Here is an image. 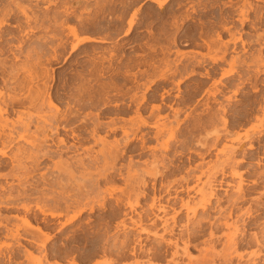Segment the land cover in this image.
I'll return each mask as SVG.
<instances>
[{"label": "rangeland", "instance_id": "374dc122", "mask_svg": "<svg viewBox=\"0 0 264 264\" xmlns=\"http://www.w3.org/2000/svg\"><path fill=\"white\" fill-rule=\"evenodd\" d=\"M1 1L4 2H0L2 5L0 8L5 5L2 3L12 2V0ZM18 2L16 0L11 6L13 17L8 21V23L10 22L9 26L5 25L6 27L3 26L0 29V48L1 51H5L4 54L6 53L5 56L0 55V59L5 58V64L8 66L13 62L12 65H16L13 66L14 72L12 69L8 72L7 69L11 65L7 68V65H2L0 61V92H5L3 97L10 96L16 100L18 98L23 99L22 96L24 98L28 96L30 99L26 98V100L32 99L34 103L31 105L26 101L28 104L24 107L14 108V110L17 109L16 112L14 110L10 112L11 109L7 113L2 112V118L11 126L9 127L11 133L12 129L14 130L15 136L13 133L12 136L16 140L12 146L0 142V151L5 150L9 155L8 157L0 155V161L3 160L2 162L5 163V167L0 170V175H3L0 178V195L11 193L15 196L22 188L20 191L27 190L28 196L26 200L18 201V204L13 202V205L6 203L2 205L0 203V225H2L0 227V264H40L39 262H43L41 264H78L79 262V264H104L105 258L101 254L99 257H92L93 259H91L90 255L87 256L89 254L87 252L91 250L94 242L102 244V246L108 242L114 243L116 237L122 240L124 234L130 231L125 232L116 229L117 223L123 219V214L130 212V204L135 199L134 196L129 197L127 194L129 190L127 180H131L130 175L133 177L138 171V174L141 175V171L148 166L150 167L155 162L153 160H157L156 158H159L158 160L165 159V162L163 161L165 165H170L171 161H175L176 164L173 163V166H169L166 170H164L163 165H160L161 163L158 164L157 168L165 172L163 176L157 178L158 188L161 185L167 187L170 184L181 189L180 184L183 183V187L190 188L191 191L189 194L183 192L181 196L190 200L192 211L201 212L196 205L200 200L198 191L207 181L208 176H202L201 181H197L195 176L200 175L201 171L214 173L221 169L225 165V159L231 150L238 146L240 140H244L249 135H254L255 139L252 141L257 149L250 151L249 144H246L247 150L245 151L259 152L260 155L263 154L264 156V136H258L257 133L264 130V0H26L19 4L21 7L27 8L29 21L19 14ZM244 18L247 19L245 23L242 21ZM73 27L77 29L79 37L88 36L105 39L106 42L104 44L86 42L77 45L78 38L73 36L70 31ZM22 41L25 45L21 43ZM19 44L20 47L23 45L25 48L22 46L23 49L21 50ZM3 47L5 49L2 50ZM10 48L15 49L14 52ZM222 56L225 57L223 61H212L213 57L220 58ZM178 59L182 61L179 63L177 62ZM198 61L202 64L199 63L200 65H198ZM1 67L4 69L3 74L8 73L7 76L5 74L4 77ZM171 69L172 71L178 69L179 72H177L176 77L160 79L162 74H169ZM10 72L12 73L10 74ZM10 75L11 77H9ZM1 77L13 79L9 80L10 83ZM42 79L44 80L42 81ZM4 81L8 82L6 83L9 85L8 87L5 83L3 84ZM45 81H48L46 82L47 86ZM178 82H180L179 87H177ZM10 84H13V87ZM149 86L150 89L146 90ZM9 87L12 91L8 89ZM18 87H21L19 88L21 90H17ZM44 87L46 88L43 90ZM31 88L33 90L35 88V90L32 92ZM39 90L40 95L38 96ZM48 91L51 96L53 94L52 98L55 97L53 99L55 106L48 107L45 105H49V101L45 102L46 99L43 97L44 95L47 96ZM30 92L33 94L31 93V95ZM90 94L91 96H89ZM143 95L147 98L146 104L144 102L145 109L142 111L143 116L138 117L136 113L137 102H132V98L135 97L139 101ZM90 97L92 100L89 99ZM112 103H118L119 107H114ZM0 104L2 105L1 100ZM153 104L162 106L161 110L155 111L154 115L151 114ZM205 104L213 107L212 110L215 114L211 113L216 119L215 121L213 119V125H210L211 122L207 121V116L210 114H203L202 119H205L203 122L207 130H197L194 128L196 125L194 124L196 118L194 116L196 114L202 115ZM128 106L130 109L126 110ZM171 106L176 110L182 109L178 116H173L175 110L171 109ZM221 106L227 110L225 115L223 110H220L223 109ZM1 107L4 108V104ZM70 107L79 110L78 112L81 111L82 113H79L81 118L87 113H94L93 115L100 117L99 121L103 122L104 126H107L110 118L116 117L115 114L110 115L109 113L112 111L115 113L118 109L126 111L120 116V125H125L129 130L141 126L143 120L151 124L141 128L143 132L138 134L135 143L133 142L130 146L129 150L137 147L135 153L125 154V157L116 163V169L119 171L121 168L122 176L114 174L116 179L109 181L99 175L104 171V167L111 165L110 160L106 159L109 147L113 146L116 140L122 142L124 138L122 131L111 133L106 127L96 135L97 139L98 137L103 139L106 144L101 141L96 142L94 138L84 142L74 140L77 149L74 148L73 152H68L69 154H63V158L60 157V151L54 147V143L49 141L45 145L46 148L48 145L50 150L55 152L58 150L59 153L54 154L52 160H40V167L34 171L35 161L30 157L35 156V152L32 154V146L28 142L32 143L33 137L36 138V133H42L38 128L43 126V123H47L54 113L58 110L67 113ZM48 108H51V111ZM189 115L191 116L188 117ZM223 117L227 120L225 123L223 119L227 128L222 125ZM45 120L47 121L45 122ZM178 122H181L180 127H178ZM25 125L28 127L25 128ZM76 125L79 126L80 123ZM15 128L18 129L15 130ZM24 129L29 132L25 133ZM159 129L163 131V134L156 139L155 134ZM194 129L195 132H193ZM214 129H217L218 132L216 133ZM223 129L229 131L231 135L228 137L226 132L224 134ZM18 132L19 134H17ZM42 134H39L41 140L43 139ZM142 134L145 136L143 149L140 139L138 141ZM215 135H218L220 139L215 140L217 137ZM39 136L37 135V139ZM62 136H65L68 146L74 143L70 132H61L56 140L59 137L63 138ZM84 136L86 137V134ZM26 137L31 138V141H28ZM112 143L113 145H111ZM51 144L55 150L51 149ZM27 145L31 147L29 146V148ZM19 148L22 149V152L18 150ZM23 149L26 150L23 151ZM240 156L239 154L236 157L237 161L242 157ZM80 158L82 161L84 160L81 164L85 168L83 169L81 164L82 168H74L73 171L77 170V172L74 171V175L77 173L74 179L71 178L74 175L67 176L63 170H59L62 168L59 166L62 162L60 160L65 163L69 161L70 166L73 163V168L78 167V159ZM56 162L58 165H55ZM147 163H149L148 166ZM65 168L67 169V167ZM246 169H250V173L245 175L246 187L253 188L254 191L249 194L248 202L241 203L239 206L243 212H246L251 206L253 214L255 213L254 215L257 216L259 213L255 209L257 202L255 199L258 200L257 197L264 194V184L255 186L252 181L257 179L255 175L258 172L259 174L261 171L264 172V163L259 166L256 161L248 162L239 168L240 173ZM256 172L257 174H255ZM4 173L7 174L4 175ZM42 174H45L44 177L46 178ZM56 174L59 176L58 179ZM142 175L141 178H144ZM65 176L67 179L70 177L69 179L75 182L71 185L69 184L70 181L66 180L65 184ZM217 177L218 180L222 178L220 174H217ZM183 178H188L189 182L186 183ZM237 178H226L229 183L232 182L231 187H227L229 194L234 192L239 181ZM145 179L150 182L154 181L151 177H145ZM176 180L179 184H176ZM59 181L63 183L61 184ZM64 186H69V191H66L67 188ZM81 189L84 190L81 191ZM225 190L217 188L218 195L212 200L213 204L211 203L212 205L208 210L211 214L214 213L212 215L219 213V206L216 202L220 199L219 197L224 200L221 202L222 211L228 210L230 204L224 196ZM148 191L152 192L151 188H148ZM164 191L165 189L160 188L158 194H164ZM62 192L65 198L62 197ZM68 195L69 197L74 195L73 201L81 197L77 199L78 204L74 205L70 211L65 210L66 203H64ZM97 197L100 198L101 202H106L107 207L105 209L98 206L99 199ZM57 199H64V202L62 201L60 204L61 201L58 200L57 203L59 204H57ZM69 201L72 203V200ZM22 202L30 204L31 210L26 211L20 208L23 206ZM149 202V197L142 201L147 205ZM89 204L94 205L95 211L90 213L87 208L84 214L77 218L78 220L69 221V218L75 214L74 212L84 208V206L89 207ZM37 205L47 208L49 212L55 211L54 214L60 213L57 217L50 214H39ZM142 210L143 208H137V212ZM67 212H69L68 215ZM260 218L264 219V214ZM25 219L29 222H24ZM244 219H247V216ZM104 221L106 224H110V226L108 225L109 229L107 226L105 227ZM262 225L259 224L249 231L252 235L256 232V234H260V231L262 234ZM242 226L243 224L240 223V229ZM30 227L31 229H29ZM40 227L42 234L47 233L51 237L47 241L48 243L46 242L45 248L34 245V242L28 239L29 235L26 236L32 229L37 230ZM17 230L18 232H16ZM223 230L219 235L225 241L223 235L227 234L229 230ZM16 233L20 234L18 240L17 237L12 236ZM259 234L260 237L263 235ZM108 239L110 241L105 242ZM224 241H221L222 244L218 242L217 250L222 249ZM203 246L205 245L199 244L197 248L191 249L192 260L195 258V261L196 257L197 259L200 258V249L204 250L206 247ZM70 248H72L71 251H68ZM254 249L249 248L247 252L249 253ZM26 250L31 253L30 256ZM11 255L12 258L9 257ZM183 258L180 257L173 263L167 260L153 261L152 263V260L148 259L137 261L129 258L113 264H175L178 262V264H187L189 258ZM218 262L220 264V261Z\"/></svg>", "mask_w": 264, "mask_h": 264}, {"label": "bare ground", "instance_id": "6f19581e", "mask_svg": "<svg viewBox=\"0 0 264 264\" xmlns=\"http://www.w3.org/2000/svg\"><path fill=\"white\" fill-rule=\"evenodd\" d=\"M7 1V0H6ZM5 1V2H6ZM16 0H12V2H6V3H2V4H5L3 5L2 8H0V29L3 28V26L7 25L9 26L10 22L8 23V21L10 19H12L13 17V9L11 8V6H13V3L15 2ZM19 1L17 3V9L19 11V14L23 15V17L26 18L27 21H29V16H28V13H27V8L25 7H21L20 6V2H24L26 0H17ZM0 2H4V1H1ZM37 4V3H36ZM39 4V3H38ZM2 6V5H0ZM68 16H69V13H68ZM24 19V18H23ZM134 21V20H133ZM243 23H245V21H247V19H243L242 20ZM131 25H132V22H131ZM20 26V25H19ZM6 27V26H5ZM25 31V29H23ZM71 33L73 34V36H75L76 38H78V43L77 45H80V44H84L86 42H99V43H105L106 40L105 39H96L94 37H79V33L77 32V29L75 27L71 28L70 29ZM23 32V31H22ZM24 33V32H23ZM26 33V32H25ZM28 34V33H27ZM1 37V36H0ZM3 37V36H2ZM23 37V36H22ZM21 39V38H20ZM23 39V38H22ZM24 40V39H23ZM26 41V40H25ZM8 42V41H7ZM3 43V42H2ZM12 43V42H11ZM20 43V41H19ZM23 43V41L21 42ZM10 44V43H9ZM43 44V43H41ZM23 45H25L23 43ZM20 47V44H19V47L20 49L22 50V46ZM12 46V45H11ZM10 46V47H11ZM18 46V45H17ZM1 47V46H0ZM12 47H15V46H12ZM19 47H16V48H19ZM25 48V46H23ZM5 49L4 47L2 48V50ZM11 49V48H10ZM8 49V50H10ZM57 49V48H56ZM15 50V49H14ZM14 50L11 49L12 52H14ZM19 50V49H18ZM10 51V52H11ZM20 51V50H19ZM5 52V51H4ZM3 51H1V48H0V55H4ZM8 52V51H6ZM11 52V53H12ZM22 53H24L23 51H20ZM19 52V53H20ZM16 53V52H15ZM15 53H13L15 55ZM10 54V53H9ZM25 54V53H24ZM12 55V54H11ZM25 56V55H24ZM181 56V55H180ZM186 56V55H185ZM9 57V56H8ZM5 59V58H4ZM1 60V64L4 65L5 64V60ZM185 59V58H183ZM225 59L224 56L220 57V58H215L213 57L212 58V61L213 62H218L219 60L220 61H223ZM182 60L178 59L177 62H181ZM196 61V60H195ZM14 63V62H13ZM13 63H11L9 66L7 64V68L9 67V69H7V71L10 69L13 70V66L15 67L16 65H12ZM198 65L202 64L200 63V61L197 62ZM200 63V64H199ZM204 63V62H203ZM9 64V62H8ZM236 64V63H234ZM24 66V65H23ZM22 66V67H23ZM12 67V68H11ZM6 68V67H5ZM2 69V74H3V68L1 67ZM15 69V68H14ZM6 70V69H5ZM11 70V71H12ZM17 70V69H16ZM19 70V69H18ZM22 70V69H21ZM8 71V72H9ZM15 70H13L14 72ZM178 69L175 71H172V69L170 70V73L169 74H162L160 76V79L164 80V79H172L174 77H176V74H177ZM1 73V72H0ZM5 73V71H4ZM12 72H10L11 74ZM1 74V75H2ZM6 76L8 73H5ZM5 74L4 77H5ZM15 74V73H14ZM15 76V75H14ZM25 76V75H24ZM39 76V75H38ZM4 77H1V78H4ZM11 77V75L9 76ZM13 77V75H12ZM29 77V76H28ZM8 78V77H7ZM14 78V77H13ZM12 78V79H13ZM39 78V77H38ZM55 78V77H54ZM5 79V78H4ZM11 79V78H10ZM10 79H5V80H10ZM11 79V80H12ZM25 79V78H24ZM49 79V78H48ZM47 79V80H48ZM30 80V79H29ZM37 80V79H35ZM44 79H42L43 81ZM55 80V79H54ZM40 81V80H39ZM11 83V81H9ZM22 82V81H21ZM46 82L48 81H45V84ZM49 82L51 83V81L49 80ZM5 83V85L8 87L9 85L6 84L8 83L7 81H4L3 84ZM23 83V82H22ZM27 83V82H26ZM36 83V82H35ZM42 84V82H41ZM49 84V83H48ZM4 85V87H5ZM180 85V82L177 83V87H179ZM10 86L13 87V84H10ZM20 86H22V84L20 83ZM40 86V84H39ZM47 86V84H46ZM25 87V86H24ZM32 87V86H31ZM17 88V87H16ZM21 87H18L17 90H21L19 89ZM46 87L42 88L43 90L45 89ZM52 88V86H51ZM49 87V89H51ZM7 89V88H6ZM8 89H10L12 91V89L9 87ZM23 89V88H22ZM28 89V88H27ZM40 89V90H42ZM48 89V87H47ZM150 89V86L146 88V90ZM4 90V89H3ZM35 90V88H34ZM32 88H31V91L33 92L34 91ZM40 90L37 92V95L39 96L40 95ZM180 90V89H179ZM6 91V90H5ZM16 91V90H15ZM50 91V90H49ZM48 91L47 93V96L44 95L43 97L46 99H43L45 100V102H47V100L49 101V105L48 104H45L47 105L48 107L49 106H53L54 103H53V99L52 96L50 95V92ZM86 91V90H85ZM8 92V91H7ZM30 92V94L32 93ZM44 92V91H43ZM45 92H47L45 90ZM71 92V91H70ZM82 92V91H81ZM5 93V92H3ZM3 93L0 92V100H1V103L2 105L4 104V108H2L0 106V142H2L3 144H7V146H12L16 140V138H14L13 136L14 133H13V129H12V133H13V136H12V133H11V130H9V124L7 123V121L2 118L3 117V113H7L9 112V109L10 112L12 110H14L15 107H24L26 104H31L33 105L34 101L31 99L30 101H27V99H30V97L28 98V96L26 98H24V96H22L23 99H17L14 98H11L10 96H7L6 97H3ZM11 93V92H10ZM14 93V92H13ZM87 95H88V92H86ZM21 94V93H20ZM33 94V93H32ZM31 94V95H32ZM9 95V94H8ZM16 95V94H15ZM19 95V93L17 94V96ZM63 95V94H62ZM74 95V94H73ZM86 95V94H85ZM145 95V94H144ZM142 97L141 100L137 101V99L135 97L132 98V102H137V107H136V113L138 115V117L140 116H143L142 115V111L145 109L144 107V102L146 101V96ZM48 98H46V97ZM91 96V94L89 95ZM20 97V96H19ZM93 97V96H92ZM92 97H90L89 99H91ZM163 97V96H162ZM34 99V97H33ZM73 99V98H72ZM76 100V99H75ZM92 100V99H91ZM28 103H27V102ZM74 101V99H73ZM216 101V99H215ZM40 102V101H39ZM44 102V101H43ZM56 102V101H55ZM94 102V101H92ZM218 102V101H217ZM90 103V102H89ZM44 104V103H42ZM70 104V103H69ZM91 104H94V103H91ZM90 104V105H91ZM107 104V103H106ZM109 104V102H108ZM111 104V103H110ZM146 104V102H145ZM39 105V104H38ZM58 105V104H57ZM112 105L114 107H119L118 106V103H112ZM46 106V108H47ZM55 106V105H54ZM86 106V105H85ZM44 107V106H43ZM42 107V108H43ZM76 107V106H75ZM161 105H155L153 104L152 106V110H151V114L154 115L155 114V111L159 112L161 110ZM204 109H203V113L202 115H197L194 116L196 117L195 118V121H194V124H196L194 126L195 129H203L204 131L207 130V127L206 125L204 124V120L202 119L203 117V114L206 115V114H210L209 116H207V121L211 122L210 125H213L212 123V120L216 118H214V112H213V107L209 104H205V106H203ZM223 107V106H221ZM53 108V107H52ZM56 108V107H55ZM67 108V107H66ZM128 109L126 110H129L130 109V106L127 107ZM171 109L175 110L173 112H175L173 116H178L179 113L181 112L182 109H175L173 108V106L170 107ZM220 108V107H219ZM50 109L51 111V108H48ZM79 109V108H78ZM82 109V108H81ZM228 109V108H227ZM17 110V109H16ZM16 110H14L16 112ZM53 110V109H52ZM58 110V108H57ZM219 110V109H218ZM220 110H223V114L225 115V113L227 112L226 108L223 107V109L221 108ZM219 110V111H220ZM49 111V112H50ZM67 111V110H66ZM79 110H75L74 108L70 107L68 108V112L64 113L62 111H57L56 113H54V115L49 118L51 120L48 119L45 120V122L47 121V123H43L40 128H38V130H41V132L43 133H39V134H42L41 137L43 138L41 140L40 136L38 133H36V138L35 136L33 137V135H31L33 137L32 139V143L31 142H28V144L30 143L31 144V148L33 152H35V156H32L30 157V159H33L35 161V168H34V171L35 170H38V168L40 167V160H45V159H51V158H54L53 155L56 154L58 152V150L60 151V157H62L63 154L65 153H68L70 151H74L73 149L76 148L77 149V146H76V142H84V141H89L90 138H94L96 142L98 141H101L102 143H105V141L103 139H98L96 138V135L97 133L103 129L104 127H106L111 133H117L118 131H122L123 133V140L122 142H119L116 140L115 141V144L113 145V143L111 145L113 146H110L107 154H106V159L107 160H110L109 163H111V165H108V167H104V171L102 173H100L99 175L101 177H103L105 180H109V181H114V178L116 176H114V174H118L120 176H122V173L120 172L121 168H119V171L118 169H116V163L123 159L125 157V154L129 153V152H133L135 153V149L137 148H133L132 150H129L130 149V146L133 144V142L136 140L138 134L140 132H143L141 131V128L142 127H148L150 126L151 124L148 123L147 121L143 120L142 121V124L141 126L137 127V128H130L127 129V127L125 125H120L121 123V118L120 116L123 115L124 113H126L125 110H121V109H118L116 110L117 112L113 113L110 112L109 114L111 115H116V117L114 118H110V122L107 123L106 125L107 126H104V123L100 122L99 120V116L97 115H93L92 113L91 114H85L83 118H81V115L79 114L80 112H78ZM211 112H213L214 114H212ZM82 113V112H81ZM206 113V114H205ZM221 113V114H222ZM9 114V113H8ZM128 114V113H127ZM51 115V114H50ZM83 116V115H82ZM97 116V117H96ZM191 115H189L188 117H190ZM193 116V115H192ZM44 117V116H43ZM48 117V116H47ZM46 117V118H47ZM29 120H31L30 118H28ZM102 119V118H101ZM223 119L224 117L222 118L221 122H222V125L223 126H227V124H224L223 123ZM227 119V118H226ZM34 121V120H33ZM124 121V120H123ZM213 121V122H214ZM225 123H227L225 120ZM264 121V120H263ZM9 122H10V118H9ZM29 122V121H28ZM44 122V121H43ZM196 122V123H195ZM208 122V123H209ZM11 123V122H10ZM16 123V122H14ZM33 123V122H31ZM42 123V122H41ZM77 123H80V125H76ZM206 123V122H205ZM17 124V123H16ZM11 125V124H10ZM19 125V124H18ZM21 126V125H20ZM32 126V125H31ZM181 126V122H178V127ZM225 126V127H226ZM15 127V126H14ZM28 127V125H25V128ZM134 127V126H133ZM212 127V126H211ZM214 127V126H213ZM224 127V128H225ZM263 127H264V124H263ZM20 128V127H19ZM227 128V127H226ZM18 129V128H15V130ZM22 129V127H21ZM35 129V128H34ZM195 129L193 132H195ZM37 130V132H38ZM196 130V131H197ZM215 132L217 133L218 130L217 129H214ZM226 129H223L224 131V134L225 132L227 133L228 137L230 132L229 131H225ZM20 131V130H19ZM28 131V130H27ZM27 131H25L24 129V132L26 133ZM65 131L66 133L70 132L71 135H72V138H73V141L74 140H77L76 142L74 141V143L71 145V146H68L67 145V141L66 139L63 137V138H58V140H56V137L61 134V132ZM22 132V131H21ZM29 132V131H28ZM31 132V131H30ZM107 132V130H106ZM214 132V131H213ZM24 133V134H25ZM32 133V132H31ZM34 133V132H33ZM258 133V136H264V130H260ZM16 134V133H15ZM19 134V132L17 133ZM23 135V133H21ZM86 134V137L84 136ZM161 134H163V131L161 129H159L156 134H155V137L156 139L159 138V136H161ZM21 135V136H22ZM37 135L39 136L38 139H37ZM66 135V134H65ZM146 135V134H145ZM193 135V134H192ZM217 136L215 138V140L217 139H220L218 138L219 136L218 135H215ZM226 136V135H225ZM227 137V136H226ZM27 138V137H26ZM30 138V137H29ZM40 138V139H39ZM260 138V137H259ZM28 139V138H27ZM31 139V138H30ZM28 139V141L30 140ZM68 139V138H67ZM140 139V142H141V145H142V149L144 148V143H145V136L144 134H142L141 138H138V141ZM253 139H255L254 135H249V136H246L244 140H240L239 143H238V146H236L234 149L231 150L230 154L228 155V157L225 159V165L217 170L216 172L214 173H211V172H205V171H201L200 175H197L195 176V178L197 179V181H201V177L206 175L208 176V179L207 181H205L203 183V186L201 187V189H199L198 191V194L200 195V200L198 201V203L196 204L198 207H199V210L201 212H198L197 210H193L192 211V207H191V202L190 200H186L184 199L182 196H181V193L183 192H187L189 194V192L191 191L190 188H185L183 187V183L180 184L181 186V189L179 187H176V186H171L169 184V186L165 187V185H161L160 188L161 189H165L164 191V194L161 193V194H158V192L160 191V188H158V185H157V178L158 177H161L164 175V170H166L167 168H169V166H173V163L175 162H172L171 161V164L169 165H165L164 164V160H158L159 158H156L157 160H153L155 162H151L152 164L150 165V167L148 166L149 163H147V168L144 169L143 171H141V175L143 173L142 176H144V178H141V175L136 174L134 175L133 177L130 175L131 177V180L128 179L127 183L129 184V190L127 192V194L129 195V197H133L134 196V200L133 202H131L132 204H130V207H129V211L130 212H125L123 214V219L117 223L116 225V229H119V230H123V231H127V230H130L128 233L126 232L124 234V238L122 240L118 239L119 237H116L119 241L117 242L116 240L117 239H114V243H109L108 241H110L109 239L105 242H108L107 244L105 243V245L102 246V244H97L94 242V245L91 247V250L87 253H89L87 256H91L90 258L93 259L92 257H99V255L101 254L104 258H105V261H104V264L107 263V264H113V263H116L117 261H122V260H127L129 258H132V259H135V260H143V259H148V260H152V263L153 261H163V260H167V261H170V263L172 262H176V259L180 258V257H186V258H183V259H187L189 258V261L187 264H219L218 261H220V264H264V219L263 218H260V216H262L264 214V194H260L257 199H255L257 202L255 203L256 205H258L256 207L255 205V209H256V212L259 213L257 216H255L253 214V211H252V207L250 206V209L246 210V212H243V210L241 211V207L239 206L241 203H245V202H248V198L250 199L249 197V194L250 193H253L252 191L253 188H247L246 187V180L245 179V175H248V173H250V169H246V171L244 170V172L240 173V170L239 168L243 167L244 164L248 163V162H253V161H256V163L260 166V164L262 165V163H264V156L263 154L260 155L259 152L257 153H251V152H246L245 150H247L245 148V145L246 144H249L248 148L251 150H255L257 149V147L253 144ZM31 141V140H30ZM51 141L52 144L54 145V147H56V149H58L56 152L55 151H52L48 148V145H47V148H46V144ZM214 141V140H213ZM26 143V142H25ZM135 143V142H134ZM199 143V141H198ZM201 143V142H200ZM204 143V142H202ZM215 143V142H213ZM51 144V145H52ZM106 144V143H105ZM216 144V143H215ZM214 144V145H215ZM24 145V144H23ZM53 145L50 147L51 149H54L53 148ZM110 145V144H108ZM28 146V145H27ZM28 146V147H29ZM29 147V148H30ZM245 148V149H244ZM75 149V150H76ZM19 151H21L22 149H18ZM26 150V149H25ZM23 149V151H25ZM55 150V149H54ZM89 150V149H88ZM87 150V151H88ZM90 151V150H89ZM18 152V151H17ZM22 152V151H21ZM77 152V150L75 151ZM59 153V152H58ZM69 154V153H68ZM66 154V155H68ZM241 155L240 157V160L236 159V157L238 155ZM0 155L2 157H8V153L5 151V150H2L0 151ZM55 156V155H54ZM69 156V155H68ZM75 156V154H74ZM71 157V155H70ZM77 157H79V155H77ZM76 157V158H77ZM63 158V157H62ZM165 158V157H164ZM68 159V158H67ZM70 159V158H69ZM236 159V161H235ZM1 160V159H0ZM52 160V159H51ZM59 160V159H58ZM3 161V160H2ZM0 161V170L3 169L5 167V163ZM16 161V160H15ZM62 162H64L63 160H60ZM59 161V162H60ZM79 161V165L78 167H73L72 168V164L71 163V166L70 164L66 161L67 164H69L68 166H66L67 164L65 163H62L59 164L60 168L59 170H63L64 173L67 174V176H73L74 175V168H82L83 165L81 163H83L82 159H78ZM81 161V162H80ZM164 161V162H163ZM17 162V161H16ZM15 162V163H16ZM54 162V161H53ZM150 162V161H149ZM19 163H20V160H19ZM161 163V164H160ZM22 164V163H21ZM81 164V166H80ZM158 164L160 165H163L164 166V170H159L157 168V166H159ZM176 164V163H174ZM53 165V164H52ZM55 165H58L57 162L55 163ZM54 165V166H55ZM17 166V165H16ZM64 166V168H63ZM74 166V164H73ZM85 166V165H84ZM175 166V165H174ZM52 167V166H51ZM50 167V168H51ZM67 167V169L65 168ZM258 167V166H257ZM13 168V167H12ZM24 168V167H23ZM58 168V167H56ZM85 167H83L84 169ZM14 169V168H13ZM28 169V168H27ZM26 169V170H27ZM66 169V170H65ZM201 169V168H200ZM14 171V170H13ZM29 171V170H28ZM33 171V170H32ZM59 171V172H60ZM194 171V170H193ZM197 171V170H196ZM12 172V171H11ZM31 172V171H30ZM57 172H58V169H57ZM56 172V173H57ZM77 172V170H76ZM190 172V171H189ZM175 173V172H174ZM173 173V175H174ZM7 174V173H4V175ZM50 174V173H49ZM52 174V173H51ZM61 174V172H60ZM65 174V175H66ZM217 174H220V176L222 177L220 180H218L217 178ZM257 174V172L255 173ZM254 174V175H255ZM2 175V174H1ZM0 175V178L3 176ZM57 175V174H56ZM59 175V173H58ZM57 175V176H58ZM77 175V173L75 174ZM74 175V177H71V178H75L76 176ZM133 175V174H132ZM172 175V174H171ZM42 176H46L45 174ZM60 176V175H59ZM56 177L57 179L59 178ZM64 176V175H63ZM166 176V175H165ZM175 176V175H174ZM191 176V175H190ZM258 176V177H257ZM145 177H151L153 178V182H150V181H147V179H145ZM229 177H232V178H236L238 177L239 178V181H238V184L235 186V189H234V192L232 194H229L228 192V188L229 186L231 185V183H229V181L226 180V178H229ZM249 177V176H248ZM255 177L257 179L253 180L252 183L255 184V186H259L261 184H264V172H258L257 175H255ZM46 178V177H44ZM53 178V177H52ZM62 178V177H61ZM60 178V179H61ZM66 179L65 180V184H66V180L70 181L69 184H73V181L71 179H67V177L65 176ZM237 178V179H238ZM49 179V178H47ZM59 179V180H60ZM116 179V178H115ZM180 180V179H178ZM193 180V179H192ZM49 181V180H47ZM62 181V180H60ZM59 181V182H60ZM67 181V182H68ZM183 181H185L186 183L189 182L188 178H183ZM58 182V184H59ZM176 184H179V182H177V180L175 181ZM55 183V182H53ZM52 183V184H53ZM61 183V182H60ZM63 183V182H62ZM61 183V184H62ZM109 183V182H108ZM112 183V182H111ZM185 183V184H186ZM60 184V185H61ZM71 184V185H72ZM70 185V186H71ZM226 185V186H225ZM234 185V184H232ZM23 186V185H22ZM59 186V185H58ZM74 186V185H73ZM21 187V186H20ZM66 187L67 189H65L66 191L68 190V187L69 186H64ZM72 187V186H71ZM228 187V188H227ZM231 187V186H230ZM3 188V186H2ZM73 188V187H72ZM81 188V187H80ZM83 188V187H82ZM148 188H151V191L152 192H149L148 191ZM217 188H219L220 190L222 189H226L225 190V195L226 196V201L230 204L229 205V208L228 210H225L227 208H225L224 210L225 211H222V207H221V202H223L224 200L221 199V197H219L220 199H218L216 202L218 203V206H219V213L218 215H212L214 213L211 214L209 210L210 208V205H212V200L217 197ZM5 189V188H3ZM22 189V188H21ZM20 189V190H21ZM27 189V188H26ZM25 189V190H26ZM64 189V188H63ZM61 189V190H63ZM232 189V188H231ZM18 192L17 195H13V194H8V195H0V203H6V204H12L13 202L14 203H17L18 204V201L20 200H26V197L28 196L27 194V190L24 191H20ZM84 190V189H83ZM81 189V191H83ZM8 191V190H7ZM69 191V190H68ZM71 191V190H70ZM75 191V190H74ZM73 191V192H74ZM109 191V190H107ZM174 191V192H173ZM231 191V190H230ZM4 192V191H3ZM10 192V191H9ZM64 192V191H63ZM62 192V194H63ZM72 192V191H71ZM76 192V191H75ZM78 192V191H77ZM80 192V191H79ZM65 193V192H64ZM68 193V192H67ZM70 193V192H69ZM83 193V192H82ZM81 193V194H82ZM231 193V192H230ZM39 194V193H38ZM54 194V193H53ZM71 194V193H70ZM78 194V193H76ZM152 194V196H151ZM46 195V194H45ZM75 195V194H74ZM74 195H69L66 196L68 198H66L65 202H64V199L60 200V199H57L56 200V203L58 200H60V204L62 203V201L64 203H66V209L67 211H70V209L78 204V201L77 199L81 198H76V201H73L75 199ZM88 195V193H87ZM41 196V195H40ZM49 197V194L47 195ZM46 196V197H47ZM65 195L63 194V198ZM85 196V195H84ZM100 196V195H99ZM220 196V194H219ZM251 196V195H250ZM45 197V196H44ZM72 197H74L72 199ZM150 198V202L147 204L145 203H142L143 199H147V198ZM51 198V197H50ZM49 198V199H50ZM58 198V197H57ZM71 198V199H70ZM98 198V197H97ZM5 199V200H4ZM47 199V198H46ZM96 199V198H95ZM98 206L101 207L102 209H105L107 207L106 205V202H101L100 201V198H98ZM132 199V198H131ZM55 200V199H54ZM69 200H72V203H69L71 201ZM90 200V199H89ZM97 200V199H96ZM53 201V200H51ZM83 201V200H81ZM88 201V199H87ZM94 201V200H93ZM97 202V201H96ZM253 202V201H252ZM255 202V201H254ZM23 203V202H22ZM82 203V202H80ZM79 203V205H80ZM212 203V204H211ZM216 203V205H217ZM20 204V203H19ZM59 204V203H57ZM13 205V204H12ZM23 206H21L20 208H22L23 210H26V211H30L31 210V205L28 204V203H23L22 204ZM65 205V204H64ZM96 206V205H95ZM223 206V205H222ZM38 210L40 211L39 214H50L52 215L53 217H57L59 215L60 212H58V215L57 213H55V211L52 213V212H49L48 209L46 210L45 207L42 208L41 206H38ZM36 207V208H37ZM63 207V206H62ZM145 207V208H144ZM240 207V208H239ZM87 208L90 210V213H92L93 211H95V207L94 205H90L89 204V207H85L84 208H81L80 210H78L77 212H74L75 214H73V216H71L69 218V221H75L77 218H79L80 216H82V214H84V212L87 210ZM137 208H143L142 211L140 212H137ZM212 208V207H211ZM218 208V207H217ZM246 208V207H245ZM215 209V207H214ZM255 209H254V212H255ZM50 210V209H49ZM62 210V209H61ZM245 210V209H244ZM52 211V209H51ZM216 211V212H217ZM57 212V211H56ZM63 212V211H62ZM61 212V214H63ZM172 212V213H171ZM191 212H194V213H191ZM65 213V212H64ZM69 212H67V215H68ZM246 215L247 216V219H244V216ZM61 216V215H60ZM121 216V215H120ZM244 216V217H243ZM118 217V216H116ZM115 217V219H116ZM122 217V216H121ZM120 219V217H118ZM81 219V218H80ZM2 220V219H1ZM31 220V219H30ZM78 220V219H77ZM233 220V221H232ZM24 222L28 223L29 221H27L26 219L23 220ZM129 221V222H128ZM232 221V222H231ZM262 223H261V222ZM11 222V221H10ZM42 222V221H41ZM108 222V221H107ZM111 222V221H110ZM113 222V221H112ZM242 223L243 226H242V229H240L239 227V224ZM2 224V223H1ZM104 224L105 221H104ZM115 224V223H114ZM259 224H263L262 225V234H261V231H260V234L262 235L261 237L258 236V234H254L252 235V233L249 231V230H252L254 228H256ZM31 225V224H30ZM110 224L107 223L105 225V227L107 226V228L109 229V226ZM2 225H0L1 227ZM29 226V225H28ZM39 226V225H38ZM102 227V225H101ZM114 227V226H112ZM80 228V227H79ZM100 228V227H99ZM104 228V226H103ZM102 228V229H103ZM5 229V227H4ZM27 230L31 229V227L28 229L26 228ZM101 229V230H102ZM105 229V228H104ZM103 229V230H104ZM107 229V230H108ZM223 229H226V230H229V232L227 234H224L223 237L225 239L222 240V236L220 237V233L222 231H224ZM260 229V227H259ZM8 230V229H7ZM33 230V231H32ZM30 231L29 234H26V236L29 235V238L28 239H31L32 242H34V245L36 244V246H39V247H44L45 248V244L46 242L49 240L50 235L47 233L46 234H42V230H41V227L38 228L37 230L35 229H32ZM258 230V229H257ZM13 233V230H11ZM27 231V232H29ZM36 233H35V232ZM44 231V229H43ZM10 232V231H9ZM18 232V230L16 231ZM34 232V233H32ZM39 232V233H38ZM45 232V231H44ZM43 232V233H44ZM106 232V231H105ZM118 232V231H117ZM227 232V231H226ZM124 233V232H123ZM251 233V234H250ZM119 234V233H118ZM220 234V235H219ZM259 234V235H260ZM120 235V234H119ZM12 236L15 238L17 237V240H18V236L20 237V234L19 233H16V234H12ZM12 237V238H13ZM31 237V238H30ZM105 237V236H104ZM27 238V237H26ZM76 238V237H75ZM79 238V237H78ZM84 239V238H83ZM112 239V238H111ZM79 240V239H78ZM98 240V239H97ZM103 240V239H102ZM30 241V242H31ZM83 241V240H81ZM221 241H224L223 242V246H222V249L221 250H217V244L218 242L221 243ZM74 242H75V239H74ZM80 242V241H78ZM91 242V241H90ZM112 242V241H111ZM48 243V242H47ZM77 244V242H75ZM88 243V242H87ZM80 244V243H79ZM83 244V243H82ZM91 244V243H90ZM199 244H203L205 246V249H200V258L197 259L196 257V260L194 261L195 258H193V260L191 259V249L193 248H197ZM222 244V243H221ZM47 245V244H46ZM78 246V244H77ZM35 248V246H34ZM60 248V247H59ZM68 248V247H67ZM78 248V247H77ZM87 248V247H86ZM253 249L255 248L253 251L251 252H247L248 249ZM61 249V248H60ZM72 248H70V250L68 251H71ZM74 249V248H73ZM63 250V248H62ZM79 250V249H78ZM27 251V250H26ZM29 253V251H27ZM73 252V251H72ZM63 253V252H62ZM31 253H29V256H30ZM60 254V253H59ZM63 255V254H62ZM42 256V255H41ZM86 256V257H87ZM9 257H13L12 255L9 256ZM33 257V256H31ZM116 257V259H115ZM101 258V257H100ZM103 258V260H104ZM75 260V258H74ZM180 260V259H179ZM76 261V260H75ZM80 261V260H79ZM101 261V260H100ZM99 261V262H100ZM98 262V263H99ZM151 262V261H150ZM1 263V262H0ZM40 264L43 263V262H39ZM80 263V262H79ZM78 263V264H79ZM151 263V264H152ZM179 263V262H178ZM178 263H175V264H178ZM55 264V263H54ZM75 264V263H74ZM86 264V263H85ZM139 264V263H138ZM144 264V263H143Z\"/></svg>", "mask_w": 264, "mask_h": 264}]
</instances>
